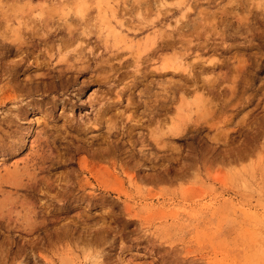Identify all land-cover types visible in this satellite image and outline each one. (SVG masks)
I'll use <instances>...</instances> for the list:
<instances>
[{
	"label": "rangeland",
	"instance_id": "obj_1",
	"mask_svg": "<svg viewBox=\"0 0 264 264\" xmlns=\"http://www.w3.org/2000/svg\"><path fill=\"white\" fill-rule=\"evenodd\" d=\"M0 264H264V0H0Z\"/></svg>",
	"mask_w": 264,
	"mask_h": 264
}]
</instances>
